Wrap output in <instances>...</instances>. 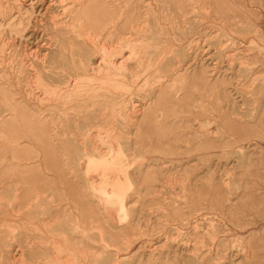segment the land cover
Masks as SVG:
<instances>
[{"label": "rangeland", "instance_id": "374dc122", "mask_svg": "<svg viewBox=\"0 0 264 264\" xmlns=\"http://www.w3.org/2000/svg\"><path fill=\"white\" fill-rule=\"evenodd\" d=\"M42 1L0 0V264L26 220L33 264H264V0Z\"/></svg>", "mask_w": 264, "mask_h": 264}, {"label": "bare ground", "instance_id": "6f19581e", "mask_svg": "<svg viewBox=\"0 0 264 264\" xmlns=\"http://www.w3.org/2000/svg\"><path fill=\"white\" fill-rule=\"evenodd\" d=\"M20 1H21V0H20ZM29 1H30V0H29ZM35 1H37V0H35ZM43 1H45V0H43ZM43 1H42V2H43ZM52 1H53V0H52ZM67 1H68V0H58V1H57V4H56V5L54 4L55 7H56V9H57V8H58V9L60 8V10H56V9L50 7V6H49L48 8H46V9H47V10H50V9L55 10V11H56V14L53 13V14H55V15H60V16H61V15L67 14V16H68V22H66V24L71 25V24H72V21H75V20H78V19H79V18H78V19L72 20V19L75 18L72 14L74 13V9H75V7L78 6V5H76V3H78V2L74 3V2H72V1H71V2H70V1L67 2ZM99 1H100V0H99ZM31 2H32V0H31ZM40 2H41V1H40ZM47 2H48V0H47ZM79 2H81V1H79ZM103 2H104V1H103ZM21 3H22V2H21ZM53 3H54V2H53ZM84 3H85V2H84ZM86 3H87V2H86ZM33 4H34V2H33ZM49 4H51V1H50ZM49 4H48V5H49ZM44 5H45V4H44ZM62 5H63V6H62ZM82 5H83V4H82ZM32 6H33V5H32ZM51 6H53V5H51ZM33 7H34V6H33ZM79 8H80V7H79ZM28 9H29V8H28ZM47 10H46V11H47ZM44 11H45V10H44ZM55 11H54V12H55ZM84 11H85V10H84ZM26 12H27V11H26ZM77 12H78V11H77ZM46 13H47V12H46ZM51 14H52V13H51ZM51 14H50V15H51ZM45 15H46V14H45ZM45 15H44V16H45ZM48 15H49V14H48ZM84 15H85V14H84ZM44 16H43V17H44ZM80 16H81V18H82V15H81V14H80ZM56 17H57V16H56ZM58 17H59V16H58ZM61 17H62V16H61ZM84 17H85V16H84ZM45 18H46V17H45ZM47 18H48V17H47ZM59 18H60V17H59ZM157 18H158V17H157ZM39 19H40V18H39ZM52 19H53V18H52ZM61 19H62V18H61ZM61 19H60V20H61ZM63 19H64V17H63ZM44 20H46V19H44ZM55 20H56V18H55ZM55 20H54V21H55ZM82 20H83V19H82ZM48 21H49V20H48ZM61 21H62V20H61ZM63 21H64V20H63ZM155 22H156V21H155ZM39 23H40V22H39ZM54 23H55V22H54ZM77 23H78V22H77ZM95 23H96V22H95ZM64 24H65V23H64ZM64 24H63V25H64ZM58 25L60 26L61 24H58ZM80 26H81V25H80ZM83 26H84V25H83ZM34 27H35V26H34ZM57 27H58V26H57ZM155 27H156V26H155ZM55 28H56V27H55ZM69 30H70V29H69ZM79 30H80V29H79ZM83 31H84V29H83ZM92 32H93V31H92ZM82 33H83V32H82ZM85 33H86V32H85ZM88 34H89V33H88ZM90 34H91V33H90ZM101 34H102V33H101ZM86 35H87V34H86ZM81 36H82V35H81ZM87 36H88V35H87ZM87 36H86V37H87ZM83 37H84V36H83ZM89 37H90V36H89ZM146 37H147V36H146ZM92 38H93V37H92ZM95 38H96V37H95ZM9 39H10V38H9ZM102 39H103V38H102ZM90 40H91V39H90ZM93 40H94V38H93ZM95 40H96V39H95ZM95 40H94V41H95ZM97 40H98V38H97ZM41 41H42V40H41ZM83 41H84V40H83ZM94 41H93V43H95ZM98 41H99V40H98ZM106 41H107V40H106ZM91 42H92V41H91ZM102 42H103V40H102ZM42 43H43V42H42ZM42 43H41V45H42ZM96 43H97V42H96ZM57 44H58V43H57ZM98 44H99V43H98ZM102 44H103V43H101V45H102ZM104 44H105V43H104ZM114 44H115V43H114ZM114 44H113V45H114ZM39 45H40V44H39ZM101 45H99V46H101ZM27 46H28V45H27ZM36 46H37V45H36ZM89 46H90V45H89ZM94 46H95V44H94ZM97 46H98V45H97ZM97 46H96V47H97ZM106 46H107V45H104V47H106ZM115 46H116V45H115ZM115 46H113V47H115ZM120 46H121V45H120ZM37 47H38V46H37ZM87 47H88V45H87ZM90 47H91V46H90ZM96 47H95V49H96ZM101 47H102V46H101ZM111 47H112V46H111ZM111 47H110V48H111ZM113 47H112V48H113ZM116 47H117V46H116ZM41 48H42V47H41ZM88 48H89V47H88ZM99 48H100V47H99ZM99 48L96 50V51H98V53H99V52H102L101 48H100V49H99ZM102 48H103V47H102ZM108 48H109V47H108ZM108 48H107V49H108ZM112 48H111V49H112ZM121 48H122V47H121ZM123 48H124V47H123ZM43 49H44V47H43ZM49 49H51V48H49ZM49 49H47V50L50 51ZM56 49H57V48H55V50H56ZM92 49H93V48H92ZM116 49H117V48H116ZM27 50H28V49H27ZM47 50H46V51H47ZM51 50L54 51V49H51ZM58 50H60V49H59V46H58ZM82 50H83V48H82ZM90 50H91V49H90ZM100 50H101V51H100ZM112 50H114V49H112ZM112 50H111V51H108V52L112 53ZM56 51H57V50H56ZM106 51H107V50H106ZM115 51H116V50H115ZM115 51H114V52H115ZM119 51H120V50H119ZM122 51H123V50H122ZM122 51H121V52H122ZM132 51H133V50H132ZM84 52H85V51H84ZM86 52H87V51H86ZM93 52H94V51H93ZM114 52H113V53H114ZM133 52H134V51H133ZM34 53L36 54L37 52L34 51ZM41 53H43V52H41ZM47 53H48V52H47ZM52 53H53V52H52ZM54 53H55V52H54ZM87 53H89V52H87ZM96 53H97V52H96ZM110 53H109V55H110ZM35 54H34V56H35ZM38 54H39V53H38ZM38 54H36V55H38ZM44 54H45V52H44ZM48 54H49V53H48ZM85 54H86V53H85ZM93 54H94V53H93ZM103 54H104V53H103ZM117 54H118V55H116V56L118 57L120 53L118 52ZM128 54H129V53H128ZM158 54H159V53H158ZM50 55H51V54H50ZM53 55H54V54H53ZM68 55H69V54H68ZM88 55H90V54H88ZM95 55H96V54H95ZM106 55H108V54L106 53ZM109 55H108V56H109ZM113 55H114V54H113ZM38 56H39V55H38ZM38 56H37V57H38ZM41 56H44V55H41ZM48 56H49V55H48ZM51 56H52V55H51ZM55 56H56V53H55V55H54V58H55ZM73 56H74V55H73ZM75 56H76V55H75ZM77 56H78V55H77ZM90 56H91V55H90ZM96 56H97V55H96ZM98 56H100V55L98 54ZM121 56H122V55H121ZM35 57H36V56H35ZM46 57H47V56H46ZM49 57H50V56H49ZM57 57H58V56H57ZM57 57H56V58H57ZM100 57H102V55H101ZM109 57H111V56H109ZM109 57H108V58H109ZM126 57H128V56H126ZM33 58H34V57H33ZM47 58H48V57H47ZM52 58H53V57H52ZM54 58H53V59H54ZM91 58H92V57H91ZM102 58H104V57H102ZM106 58H107V56H106ZM119 58L122 59V57H119ZM39 59H40V58H39ZM39 59H38V60H39ZM41 59H42V58H41ZM59 59H60V58H59ZM69 59H70V58H69ZM77 59H78V57H77ZM77 59H75V60H77ZM110 59H112V58H110ZM124 59H125V57H124ZM124 59H122V60H124ZM43 60H45V59H43ZM43 60H41V61H43ZM50 60H51V57H50ZM55 60H56V59H55ZM81 60H83V59H81ZM97 60H98V59H94V58H93V60H91V63H92V64H91L90 62H89L90 65H88L89 63L87 64L88 67L91 66L92 69H91V67L88 68V69H90L91 71H93V70H94V67H95V70H98L101 66L98 67V66L100 65L98 62H100V61H99V60L97 61ZM103 60H104V59H103ZM105 60H107V59H105ZM56 61H57V60H56ZM59 61H60V60H59ZM89 61H90V60H89ZM101 61H102V59H101ZM113 61H115L114 58H113ZM119 61H120V60H119ZM125 61H126V60H125ZM39 62H40V61H39ZM51 62H52V61H50V63H51ZM77 62H78V60H77ZM103 62H104V61H103ZM111 62H112V61H111ZM123 62H124V61H123ZM152 62H153V61H152ZM43 63H45V62L43 61ZM43 63H42V64H43ZM46 63H47V62H46ZM60 63H61V62H60ZM121 63H122V62H121ZM56 64H57V62H56ZM61 64H62V63H61ZM71 64H72V63H71ZM85 64H86V63H85ZM115 64H116V63H115ZM118 64H120V62H118ZM122 64H123V63H122ZM124 64H125V63H124ZM7 65H8V64H7ZM12 65H13V64H12ZM44 65H45V64H44ZM48 65H52V63H51V64H48ZM81 65H82V64H81ZM87 65H86V68H87ZM93 65H94V67H93ZM101 65H102V64H101ZM104 65L106 66L107 64L104 63ZM53 66H54V65H53ZM105 66H103V69L100 68L101 71L104 70V67H105ZM109 66H110V65H109ZM109 66H106V68L109 67ZM111 66H112V63H111ZM54 67H55V66H54ZM60 67H61V66H60ZM113 67L115 68L116 66H113ZM113 67H112V68H113ZM7 68H8V67H7ZM61 68H62V67H61ZM110 68H111V67H110ZM112 68H111V70H112ZM122 68H123V66H122ZM9 69H10V68H9ZM62 69H63V68H62ZM73 69H74V68H73ZM100 69H99V70H100ZM117 69H118V68H117ZM86 70H87V69H86ZM86 70H84L85 73H87ZM107 70H108V68H107ZM49 71H51V70H49ZM82 71H83V70H82ZM105 71H106V69H105ZM115 71H116V70H115ZM115 71H114V72H115ZM124 71H125V70H124ZM37 72H39V71H37ZM61 72H62V71H61ZM95 72H96L95 74H99V73H100V71H99V73H97L98 71H95ZM102 72H103V71H102ZM119 72H120V71H119ZM9 73H10V72H9ZM49 73H50V72H49ZM49 73H48V74H49ZM63 73H64V72H63ZM68 73H69V72H68ZM117 73H118V72H117ZM40 74L42 75V73H40ZM46 74H47V73H46ZM46 74H45V75H46ZM70 74L72 75V73H70ZM70 74H69V75H64V74H63V77H65V79H66V83H67V78H70V76H71ZM109 74H110V73H109ZM112 74H113V73H112ZM119 74H120V73H119ZM124 74L126 75V73H124ZM84 75H85V74H84ZM87 75H90V74H87ZM106 75H108V74H106ZM49 76H50V75H49ZM51 76H52V75H51ZM72 76H73V78L76 77V75H75V77H74V74H73ZM109 76H110V75H109ZM34 78H35V77H34ZM36 78H37V76H36ZM44 79H45V78H44ZM63 79H64V78H63ZM82 79H83V78H82ZM82 79H81V80H82ZM90 79H91V78H90ZM39 80H40V79H39ZM60 80H62V79H60ZM75 80H78V79H75ZM75 80H74V81H75ZM97 80H98V79H97ZM103 80H104V79H103ZM46 81H47V79H46ZM57 81H59V79H57ZM68 81H69V80H68ZM78 81H79V80H78ZM72 82H73V81H72ZM103 82H104V81H103ZM108 82H109V81H108ZM45 83H46V82H45ZM55 83H58V84L60 83V84H62V83H65V80H64V81L62 80V81H60V82H55ZM74 83L76 84V81L73 82L72 85H70V86H73ZM31 84H32V83H31ZM77 84H78V83H77ZM64 86H65V85H64ZM68 86H69V85H68ZM75 86H76V85H75ZM32 88H33V87H32ZM69 88H70V87H69ZM74 88H75V87H74ZM74 88H73V89H74ZM28 89H29V88H28ZM28 89H27V90H28ZM15 90H16V89H15ZM15 90H14V91H15ZM58 90H61V89L58 88ZM67 90H69V89H67ZM25 91H26V90H25ZM56 91H57V90H56ZM61 91H62V90H61ZM63 91H64V90H63ZM44 92H45V90H44ZM57 92H58V91H57ZM65 93H66V92H65ZM28 94H29V93H28ZM131 101H132V100H131ZM140 101H141V100H140ZM128 105H129V104H128ZM123 106H124V105H123ZM128 107H131V105L128 106ZM133 107H135V106H133ZM140 107H141V106H139V108H140ZM113 108H115V107H113ZM96 109H99V108H96ZM126 109H130V108H126ZM126 109H125V110L123 109V111H126ZM132 109H133V108H132ZM10 110H11V114H12V115H10V116L13 117V121H14V120L18 121V120L21 119V118H25L24 115L16 114V109H15L14 107H12ZM105 110H106V108H105ZM118 110H119V109H118ZM134 110H135V109H134ZM137 110H138V109H137ZM99 111H100V110H99ZM109 111H110V110H109ZM111 111H112V109H111ZM115 111H116V109H115ZM129 111H130V110H129ZM135 111H136V110H135ZM135 111L132 110V112H135ZM141 111H142V110H141ZM82 112H83V111H82ZM113 112H114V111H113ZM113 112H112V115H113ZM130 112H131V111H130ZM18 113H19V112H18ZM139 113H141V112H139ZM101 114H102V113H100V115H101ZM104 114H105V113H104ZM109 114H110V112H109ZM109 114H108V115H109ZM117 114H118V113H117ZM119 114H120V113H119ZM123 114H124V112L122 113V115H123ZM125 114H126V113H125ZM112 115H111V116H112ZM122 115H120L121 120H122V118H124ZM130 115H131V114H130ZM133 115H134V114H133ZM133 115H132V116H133ZM138 115H139V114H138ZM78 116H79V115H78ZM78 116H77V117H78ZM91 116H92V115H91ZM104 116H105V115H104ZM104 116L102 115V118H103ZM117 116H118V115H117ZM132 116H131V119H130V120H132ZM109 117H110V116H109ZM112 117H113V116H112ZM126 117H127V116H126ZM134 117H135V115H134ZM96 118H98V117H96ZM100 118H101V117H100ZM120 118H119L118 120H120ZM135 118H136V117H135ZM31 119H32V118H31ZM40 119H41V118H40ZM84 119H86V118H84ZM87 119H89V118H87ZM94 119H95V118H94ZM109 119H110V118H109ZM112 119H113V118H112ZM114 119H115V116H114ZM127 119H128V118H127ZM55 120H56V119H55ZM55 120H54V121H55ZM80 120H81V119H80ZM101 120H102V119H101ZM103 120H105V119H103ZM106 120H108V119L106 118ZM106 120H105V121H106ZM123 120H124V119H123ZM130 120H129V122H130ZM16 121H15V122H16ZM19 121H20V120H19ZM32 121H33V120H32ZM78 121H79V119H78ZM81 121H82V120H81ZM98 121H100V120H98ZM109 121L111 122V120H109ZM125 121H127V120H124V122H125ZM15 122H14V123H15ZM46 122H47V121H46ZM49 122H50V121H49ZM79 122H80V121H79ZM79 122H78V123H79ZM95 122L97 123L96 120H95ZM100 122H101V121H100ZM100 122H99V123H100ZM106 122H107V121H106ZM129 122H128V123H129ZM27 123H28V122H27ZM30 123H31V122H30ZM76 123H77V122H76ZM76 123H74V124L76 125ZM80 123H81V122H80ZM93 123H94V122H93ZM102 123H103V122H102ZM112 123H113V122H112ZM112 123H111V125H112ZM120 123H121V122H120ZM125 123H127V122H125ZM133 123H135V122H133ZM86 124H87V123H86ZM91 124H92V123H91ZM94 124H95V123H94ZM122 124H123V123H122ZM131 124H132V123H131ZM197 124H198V123H197ZM18 125H19V123H18ZM21 125H23V123H21ZM29 125H30V124H29ZM29 125H28V126H29ZM95 125H96V124H95ZM97 125H98V124H97ZM127 125H128V124H127ZM129 125H130V124H129ZM19 126H20V125H19ZM56 126H57V125H56ZM79 126H80V125H79ZM89 126H90V125H89ZM117 126H118V128H120V127H119L120 125L117 124ZM77 127H78V126H77ZM80 127H81V126H80ZM82 127H83V126H82ZM82 127H81V128H82ZM97 127H98V126H97ZM97 127H96V128H97ZM103 127H104V125H103ZM109 127H110V126H109ZM122 127H124V126H122ZM88 128H89V127H88ZM88 128H87V129H88ZM99 128H101V126H100ZM106 128H107V127H106ZM106 128H104V129H106ZM111 128H112V127H111ZM115 128H116V127H115ZM49 129H50V128H49ZM55 129H56V128H55ZM55 129H54V130H55ZM61 129H62V128H61ZM78 129H79V128H78ZM69 130H70V129H69ZM82 130H83V129H82ZM85 130H86V129H85ZM93 130H95V129L93 128ZM96 130H97V129H96ZM106 130L109 131L110 134H111L110 129H109V130L106 129ZM121 130H122V129H121ZM126 130L128 131V128H127ZM48 131H49V130H48ZM65 131H66V130H65ZM72 131H73V130H72ZM98 131H99V129H98ZM102 131L104 132L103 128H101V132H102ZM107 131H106V133L104 132V133H105L104 135H106V134L108 133ZM112 131H113V130H112ZM114 131H115V130H114ZM118 131H120V130H118ZM44 132H45V131H44ZM51 132H52V131H51ZM51 132H50V134H51ZM56 132H57V131H56ZM78 132H79V131H78ZM84 132H85V131H84ZM92 132H93V131H92ZM101 132H98L97 135H98L99 133H100V135H101ZM33 133H34V132H33ZM33 133H32V134H33ZM58 133H59V132H58ZM71 133H74V131L71 132ZM81 133H83V132L80 131V134H81ZM88 133H91V131H89ZM88 133L86 132V134H88ZM93 133H94V132H93ZM126 133H127V132H126ZM61 134H62V133H61ZM77 134H78V133H77ZM83 134H85V133H83ZM83 134H82V136H83ZM91 134H92V133H91ZM91 134H90V135H91ZM110 134H109V135H110ZM112 134H114V132H113ZM128 134H130V133L128 132ZM33 135H34V134H33ZM33 135H32V136H33ZM57 135H58V134H57ZM97 135H96V136H97ZM107 135H108V134H107ZM120 135H121V134H120ZM27 136H28V135H27ZM79 136H80V135H79ZM79 136H78V137H79ZM87 136H88V135H87ZM93 136H94V134H93ZM98 136H99V135H98ZM98 136H97V138H99ZM110 136H111V135H110ZM110 136H106V140H107V138L110 137ZM114 136H115V135H114ZM118 136H119V134H118ZM121 136H122V135H121ZM121 136H120V137H121ZM123 136H124V130H123ZM123 136H122V137H123ZM125 136H126V135H125ZM127 136H128V135H127ZM130 136H132V135H130ZM71 137H72V136H71ZM78 137H77V139H78ZM90 137H91V136H89V138H90ZM100 137H101V136H100ZM103 137H104V136H102V138H103ZM112 137H113V136H112ZM115 137H117V135H116ZM115 137H114V138H115ZM44 138H45V137H44ZM80 138H81V137H80ZM80 138H79V139H80ZM114 138H111V137H110L111 140L114 139ZM33 139H34V138H33ZM51 139H52V138H51ZM70 139H71V138H70ZM84 139H85V138H84ZM84 139H83V140H84ZM90 139H92V138H90ZM110 139H109V140H110ZM35 140H36V139H35ZM52 140H53V139H52ZM73 140H74V139H73ZM81 140H82V138H81ZM83 140H82V141H83ZM87 140H88V139H87ZM100 140H103V139H99V141H100ZM109 140H108V142L106 141V143H109ZM116 140H117V139H116ZM127 140H128V139H126V141H127ZM53 141H55V140H53ZM53 141H52V142H53ZM57 141H59V139H57ZM118 141H119V137H118ZM121 141H122V140H121ZM30 142H31V141H30ZM79 142H80V140H79ZM92 142H93V139H92ZM111 142H112V141H111ZM114 142H116V141H114ZM131 142H132V141H131ZM62 143H63V142H62ZM75 143H76V142H75ZM84 143H85V142H84ZM88 143H89V142H88ZM99 143H103V142L101 141V142H99ZM119 143H120V142H119ZM121 143H122V142H121ZM126 143H128V142H126ZM86 144H87V143H86ZM93 144H94V142H93ZM74 145H75V144H74ZM96 145H97V143H96ZM106 145H107V144H106ZM109 145H110V147L112 146L111 143H110ZM116 145H117V142H116ZM129 145H130V143H129ZM129 145H128V146H129ZM79 146H80V145H79ZM83 146H85V144H83ZM89 146H91V145H89ZM86 147H87V146H86ZM86 147H85V148H86ZM92 147H93V146H92ZM95 147H96V146H95ZM95 147H94V148H95ZM97 147H98V146H97ZM99 147H100V145H99ZM105 147H106V146H105ZM112 147H113V146H112ZM82 148H83V147H82ZM118 148L121 149V147H118ZM98 149H99V148H98ZM110 149H111V148H108V150H110ZM112 149H113V148H112ZM130 149H131V147H130ZM132 149H133V148H132ZM45 150H46V149H45ZM83 150H84V149H83ZM83 150H82V151H83ZM101 150H102V149H100V152H101ZM105 150H107V149H105ZM108 150H107V151H108ZM124 150H125V149H124ZM126 150H127V149H126ZM85 151H86V150H84V153H85ZM89 151H90V149H89ZM95 151H97V150H95ZM98 151H99V150H98ZM98 151H97V153H98ZM103 151H104V150H103ZM115 151H116V150H115ZM117 151H118V150H117ZM120 151H121V150H120ZM79 152H80V151H79ZM90 152H91V151H90ZM100 152H99V153H100ZM104 152H105V151H104ZM125 152H126V151H125ZM63 153H64V152H63ZM91 153H92V156H93V153H94L93 150H92ZM106 153L108 154V152H106ZM43 154H44V153H43ZM77 154H80V153H77ZM81 154H83V153L81 152ZM81 154H80V155H81ZM86 154H87V155H88V154L90 155L89 152H88V153L86 152ZM102 154H103V153H102ZM109 154H110V153H109ZM109 154L106 155V156H107V157L110 156ZM83 155H84V154H83ZM83 155L80 156V157L82 158ZM103 155H104V154H103ZM103 155H102V156H103ZM44 156H45V155H44ZM85 156H86V155H85ZM96 156H97V154H95L94 157H96ZM102 156L99 155V157H101V158H102ZM129 156H130V155H129ZM52 157H53V156H52ZM80 157H79V160H80ZM89 157H90V156H89ZM107 157H105V158H107ZM40 158H41V156H40ZM76 158H78V157H76ZM85 158H86V157H85ZM97 158H98V157H97ZM115 158H116V157H115ZM22 159H23V158H22ZM98 159H99V158H98ZM103 159H104V158H103ZM23 160H24V159H23ZM25 160H26V159H25ZM25 160H24V161H25ZM31 160H33V159H31ZM42 160H43V157H42ZM82 160H83V159H82ZM82 160H81V161H82ZM88 160H89V159H88ZM100 160H101V159H100ZM109 160H110V159H109ZM39 161H40V160H39ZM39 161H38V162H39ZM77 161H78V160H77ZM101 161H102V160H101ZM40 162H41V161H40ZM107 162H108V161H107ZM109 162H110V161H109ZM113 162H114V161H113ZM36 163H37V162H36ZM41 163H42V162H41ZM80 163H81V162H80ZM92 163H93V162H92ZM117 163H118V162H117ZM24 164H25V163H24ZM31 164H32V163H31ZM98 164H99V163H98ZM106 164H109V163H106ZM8 165H9V164H8ZM37 165H38V164H36V167H39V166H37ZM103 165H104V164H103ZM23 166H24V165H22V167H23ZM25 166H29V165H25ZM62 166H63V165H62ZM77 166H78V165H77ZM108 166H109V165H108ZM8 167H10V166H8ZM40 167H41V166H40ZM46 167H47V166H46ZM90 167H91V166H90ZM119 167H120V166H119ZM121 167H122V166H121ZM25 168H26V167H25ZM30 168H31V167H29V169H30ZM93 168L95 169V166H93ZM111 168H114V167H111ZM38 169H39V168H38ZM42 170H43V169H42ZM77 170H78V169H77ZM118 170H119V169H117V171H118ZM123 170H124V169H123ZM127 170H128V169H127ZM23 171H24V169H23ZM25 171H26V169H25ZM25 171H24V172H25ZM28 171H29V170H27V173H29V174L32 173V172L30 173V171H29V172H28ZM113 171H114V170H113ZM113 171H112V173H113ZM115 171H116V170H115ZM121 171H122V170H121ZM43 172H44V171H43ZM129 172H130V169H129ZM27 173H26V174H27ZM86 173H87V172H86ZM125 173H126V172H125ZM104 174H105V173H104ZM46 175H47V174H46ZM107 175H108V174H107ZM124 175H125V174H124ZM25 176H27V175H25ZM36 177H37V176H36ZM116 177H117V176H116ZM27 178H29V177H27ZM27 178H26V179H27ZM38 178H39V177H38ZM114 178H115V177H114ZM124 178H125V177H124ZM120 179H121V178H120ZM128 179H129V178H128ZM128 179H126V180H128ZM26 181H28V180H26ZM67 181H68V180H67ZM89 181H90V180H89ZM105 181H106V180H105ZM113 181H114V180H113ZM129 181H131V179H130ZM109 182H110V181H109ZM112 183H113V182H112ZM128 183H129V182H128ZM25 184H26V183H25ZM36 184H38V183H36ZM130 184H131V183H130ZM66 185H68V183H67ZM75 185H76V184H75ZM90 185H92V184H90ZM105 185H106V184H105ZM131 185H132V184H131ZM28 186H29V185H28ZM35 186H37V185H35ZM70 186H71V185H70ZM23 187H24V186H23ZM33 187H34V185H33ZM34 188H36V187H34ZM38 188H39V187H38ZM18 189H19V188H18ZM113 189H114V191L112 192V194H113V195H116V196L118 197V198H117L118 200H116V203H117V201L119 202V203H118L119 210H120V212H121L122 215H126L125 204L123 203V202H125V198H124V194L121 192V185H120V183H119L118 181H115V182L113 183ZM35 190H36V189H35ZM26 191H27V190H26ZM39 191H41V190H39ZM42 191H43V190H42ZM81 191H83V190H81ZM23 192H24V191H23ZM27 192H28V191H27ZM79 192H80V191H79ZM102 192L104 193V195H107V194H108V193H106V191L104 192V190H102ZM40 193H41V192H40ZM105 193H106V194H105ZM42 194H44V193H42ZM79 194H81V193H79ZM85 195H86V193H85ZM99 195H100V193H99ZM101 195H102V194H101ZM101 195H100V196H101ZM109 195H111V194H109ZM113 195H111V196H113ZM81 196H82V195H81ZM102 196H103V195H102ZM116 196H115V198H116ZM38 197H39V195L37 194V198H38ZM104 197H105V196H104ZM29 198H31V197H29ZM29 198H28V199H29ZM37 198H36V199H37ZM101 198H102V197H101ZM101 198H100V200H101ZM31 199H32V198H31ZM31 199H30L29 201H28V200H27V201L32 203L33 200H35V199H32V200H31ZM106 199L108 200L109 197L106 198ZM102 200H103V198H102ZM27 201H26V202H27ZM103 201L105 202V200H103ZM108 201H110V200H108ZM108 203H109V202H108ZM26 204H27V203H26ZM110 204H111V203H110ZM110 204H108V207H106V209H107V213H108V214H106V215L109 216L110 219H109L107 216H106V217H107V219L110 220L111 225H115L116 223L118 224V221H120V222H119V225H120V223H121V220H120V219H121V218L118 220V218H119V217H118L119 214L117 215V210H118V209L115 210L116 207L113 208V206L110 205ZM113 204H114V203H113ZM24 205H25V204H24ZM29 205H31V204H29ZM106 206H107V202H106ZM115 206H117V205H115ZM23 207H25V206H23ZM29 207H30V206H29ZM119 210H118V211H119ZM24 211H25V210H24ZM122 218L124 219V217H122ZM10 221H11V220H10ZM24 222H25V219H24ZM51 222H52V221H50V223H51ZM105 223H106V222H105ZM48 224H49V223H48ZM43 225H44V223H43ZM25 226H26V227H25V233H24V236H23V237H24V247H22V248H24V251L20 248V250H21V254L19 253V254H20L19 256H21L20 258L22 259V262H23V261H26V262L29 263V264H33V263H32L33 261H31V263H30V260H31V250L33 249L32 246L35 247L34 245H32L33 242H34L32 239L35 238V235H34V233H33V229H34V227L30 224L29 220H26V222H25ZM48 226H49V225H48ZM112 227H113V226H112ZM116 227H119V226H116ZM56 228H57V227H56ZM62 228H63V231H64L65 227L62 226ZM113 228H114V227H113ZM59 230H60V229H59ZM61 230H62V229H61ZM80 232H81V231H79V233H80ZM82 232H83V231H82ZM82 234H83V233H82ZM36 236H37V235H36ZM11 237H12V236H11ZM32 241H33V242H32ZM9 243H10V242H9ZM22 244H23V243H22ZM74 244H75V243H74ZM37 247H38V249L40 248L39 246H36V247H35L36 250H37ZM8 248H9V247H8ZM10 250H12V249H10ZM13 250H14V249H13ZM13 250H12V252H13ZM34 250H35V249H34ZM40 250H41V249H40ZM55 250H56V249H55ZM8 251H9V250H8ZM18 251H19V250H18ZM32 251H33V250H32ZM33 252H34V251H33ZM35 252H36V251H35ZM56 252H58V251H56ZM35 254H37V253H35ZM60 254H61V253H60ZM14 256H15V255H14ZM41 256H42V255H41ZM61 257H62V256H61ZM61 257H60V258H61ZM20 258H19V259H20ZM38 259H39V258H38ZM65 260H66V259H65ZM68 260H69V259H68ZM110 260H111V259H110ZM113 260H114V257H113ZM113 260H112V261H113ZM20 261H21V260H20ZM65 262H66V261H65ZM72 262H73V261H72ZM113 262H114V261H113ZM66 263H67V262H66ZM34 264H46V261H44V260L41 261V260H40V261L35 262ZM70 264H71V263H70ZM73 264H74V263H73Z\"/></svg>", "mask_w": 264, "mask_h": 264}]
</instances>
